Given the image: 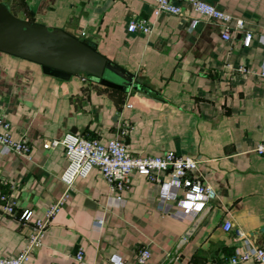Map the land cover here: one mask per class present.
I'll return each instance as SVG.
<instances>
[{
    "label": "crops",
    "instance_id": "1",
    "mask_svg": "<svg viewBox=\"0 0 264 264\" xmlns=\"http://www.w3.org/2000/svg\"><path fill=\"white\" fill-rule=\"evenodd\" d=\"M0 1L18 16L95 43L141 79L140 89L127 91L86 74L59 77L0 49V110L13 136L31 143V157L0 144V188L15 207L7 211L0 199L1 255H14L27 243L30 227L18 218L23 210L44 218L67 190L43 245L25 264H73L81 247L86 264H166L183 238L171 264H213L244 246L237 227L252 245L264 247V154L253 151L264 137V0H206L245 20L229 40L219 23L186 1L180 14L158 15L155 0ZM137 17L147 18L152 30L131 31ZM245 31L252 33L249 45L242 42ZM69 132L102 142L118 136L140 155L175 150L194 156L195 176L214 195L195 215L186 214L183 190L164 209V185L134 172L117 200L97 166L69 189L62 178L69 163L65 147L52 144ZM145 245L151 255L139 263Z\"/></svg>",
    "mask_w": 264,
    "mask_h": 264
},
{
    "label": "built area",
    "instance_id": "2",
    "mask_svg": "<svg viewBox=\"0 0 264 264\" xmlns=\"http://www.w3.org/2000/svg\"><path fill=\"white\" fill-rule=\"evenodd\" d=\"M155 14L162 12L180 14L182 12L181 2L186 1L195 11L204 14L208 19L219 23L221 26V37L224 40L231 39L232 30L244 27L245 20L235 16L206 0H155ZM131 31H143L148 33L152 30V25L145 17L133 18L129 25ZM252 40V33H243V45H249ZM239 71H247V67L239 66ZM264 74V69H263ZM12 124L6 113L0 110V144L5 148L13 150L19 154L31 157V143L27 136L23 135L15 138L12 133ZM127 126L121 130L126 133ZM63 144L68 158V167L62 178L70 189L74 181L79 176H85L89 171L97 166L101 168L107 179L110 188L114 191V198L122 199V191L131 186V175L134 172L145 174L151 181H157L164 185L166 191L163 196L164 209L167 207L169 199L179 196L180 190L185 192L186 214H196L214 195V190L210 184L205 183L198 176H195L198 159L191 155H184L175 150H167L161 154L140 155L129 150L126 143L118 136L109 138L106 142L100 141L97 137L69 132L62 139H53L52 144ZM253 151L264 154V137H262L253 147ZM69 190L63 197L57 199L49 205L44 218L35 217L32 209H25L19 215V220L30 227L25 246L14 255H1L0 264H25L33 249L43 245L45 230L60 209L64 200L68 197ZM0 199L5 201V209L14 212V203L9 200L6 192L0 188ZM98 221L103 224L104 216ZM225 230L232 227L231 221L226 219L223 223ZM235 235L243 238L244 246L236 248L225 260L217 261L213 264L238 263L242 260L253 258L256 264H264V247L254 246L247 241L246 233L235 228ZM151 255L148 245L143 246L138 253L139 263L145 262ZM76 263L86 264L85 249L79 248L75 255ZM60 264V263H53Z\"/></svg>",
    "mask_w": 264,
    "mask_h": 264
},
{
    "label": "water",
    "instance_id": "3",
    "mask_svg": "<svg viewBox=\"0 0 264 264\" xmlns=\"http://www.w3.org/2000/svg\"><path fill=\"white\" fill-rule=\"evenodd\" d=\"M0 49L42 64L47 73L70 77L86 74L90 78L130 91L140 89L141 79L64 27H50L13 13L7 1H0ZM185 238L172 251L166 264L176 258Z\"/></svg>",
    "mask_w": 264,
    "mask_h": 264
}]
</instances>
